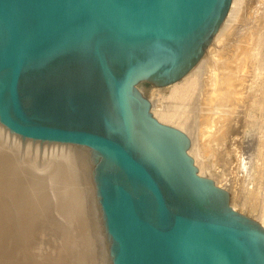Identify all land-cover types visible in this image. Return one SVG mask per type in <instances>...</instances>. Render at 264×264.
I'll use <instances>...</instances> for the list:
<instances>
[{
    "label": "water",
    "instance_id": "1",
    "mask_svg": "<svg viewBox=\"0 0 264 264\" xmlns=\"http://www.w3.org/2000/svg\"><path fill=\"white\" fill-rule=\"evenodd\" d=\"M232 0H0V124L93 153L112 264H264V227L202 175L165 89L204 55Z\"/></svg>",
    "mask_w": 264,
    "mask_h": 264
},
{
    "label": "bare ground",
    "instance_id": "2",
    "mask_svg": "<svg viewBox=\"0 0 264 264\" xmlns=\"http://www.w3.org/2000/svg\"><path fill=\"white\" fill-rule=\"evenodd\" d=\"M232 1L233 2H232V5L230 7V11H229V14H228L226 20L222 23L219 31L215 35V37L212 40V42L210 43V45L207 47V49H206L204 55L202 56V58L200 59V61L184 77V79H182L180 82L175 83L173 85V87L171 88V96L173 98L180 99V101L181 100L184 101L185 99H187V97L192 93L191 91H193L194 89H197L198 87H199L198 90L201 89V92H202L201 96L203 97V94L205 95L204 98H202V97H201L202 99L199 98V99H201V101L203 103L202 104L200 103V105L198 106V110H197L198 122H197V124L195 123V125H194L195 127L185 120L174 119L173 117H175L174 116L175 114L173 112H170L169 110H166V109L165 110L164 109L155 110L154 114L162 122H163V120H171V121L174 120L173 122H175V124H176L174 126L180 128V129L184 130V132H186V134L188 135V137L190 138V141H191L189 152L192 156L194 154H197L195 156L201 155V157L204 159L206 157V155L209 156L211 153L213 155L218 154V153H220V154L223 153L226 155V157H228V155H231V157H234V159H237L238 163L240 161L239 166L241 167V171H244V168H246V164H245V162L240 160L241 157L238 155L237 147L234 146L236 150H234V147L228 148L227 153L226 152L224 153L225 148L222 149V147H225L223 145L225 143V139L228 136V132H232V131L228 130V127L232 126V125L231 126L228 125V122L230 121V118L232 119V117L225 118V117H222L221 115L225 114V113H229L228 116H231L230 114H232L233 117H235L236 115L240 114V115H238L240 117L243 115V113H245L244 110H245L248 103L252 104L254 102V100L257 101L255 99L257 96H254V93L252 92V86H253L252 83H255L254 76L257 73V71H253L251 69L249 61H250L251 57H253L255 54H256V57H257V55H259L257 50L259 51L260 45L262 43V40H261L262 39V36H261L262 31L260 32V28H261V22L264 18V16H263V14H264V3L257 6L256 4L258 3L259 0H256L257 3L255 5H253L255 9L250 14L248 13L249 16L245 17L247 19V22H245L246 19H243L244 21H242V23H240L238 26H235L234 28L232 26H229V28H227V26L229 24H231V21L234 20L235 18H237L238 14L240 13V10L238 8L239 0H232ZM262 16H263V18H262ZM238 51H240V52L237 53ZM252 71H253V73H252ZM199 85H201V86H199ZM139 89L142 92L147 93V94L149 92H150V94H158L159 92H161L160 89L151 87L148 84H141L139 86ZM198 94H200V93H198ZM198 97H200V96L198 95ZM242 97L244 98V100L247 98L246 99L247 104L244 103L245 101L242 102L243 104L240 103ZM247 100H248V102H247ZM221 109L223 110V112H221ZM219 112L222 114L217 115V113H219ZM195 128H196V134H194V132L192 131ZM1 136H2V134H1ZM1 136H0V140H1ZM5 139H7V138H5ZM3 141H4V139H3ZM13 141H14V139H13ZM15 141H18V140L15 139ZM34 141H38V140H34ZM5 143H7V142H5ZM5 143H4V145L0 144L2 146V147L1 146L0 147L2 149H4L3 146H6ZM14 144L17 145V142H15ZM14 144H11V146H13ZM11 146L9 145V147H11ZM27 146H30V149L33 148V149L38 150V151L40 150L38 142L35 143L34 146L31 145L30 142H28ZM228 146H226V147H228ZM41 147H43L42 150L44 152H47L46 155L47 154L51 155V157L53 159H55V161L52 159L54 162L47 164L49 162L50 157L49 156H48L49 158L47 157V159H48L47 163L45 162L46 156L42 157L45 159L44 162L48 166H46L43 169H40L42 171L33 170L34 172H36L34 175L37 174L35 177L33 176L34 177V178H32L33 182L31 180L27 179L28 182L29 181L32 182V183L30 182V186L32 184L34 188H40L41 189L43 186H44V188L45 187L47 188L46 189L47 193H44L45 195L43 197H39V196L35 197L36 199L34 197H32V199H31L32 193L29 191V188H27V183H26V181H24L25 179H23V177L21 175H20L21 176V178H20V177H17V175L14 176L15 175L14 173H13L14 175L10 174L12 172L17 173V172L22 170V168L20 169V167L18 165L20 170H18V168H17V172L13 171L15 164H16L15 163L16 154L13 155V157L15 156L14 157L15 160L11 156L13 153L11 155L9 154L10 152L13 151V148H11L12 150H9V148H8V150H9L8 154L9 155L7 154L6 158H5V153L0 151L2 154H4L3 157L6 159V163L4 162V165L1 166L2 168H0V173L3 174V175H1V177H3L4 175H7L6 176L7 179H5V181H4L5 184H3V185H5L7 190L10 189L11 185L15 186V187H12V192H13V188H16L13 195L11 194L10 195L11 197L9 196L10 206H12V205L19 206L20 207L19 210L21 211L20 213L25 212V211L26 212L30 211L32 213V211H35V210L37 211V209L40 208L41 203H44L46 205V203L49 204V202L51 201L52 203L50 202L51 203L50 205H51L53 214L55 213L56 216L59 218L58 221L61 220L63 222V223L59 222L60 225L57 223L59 226L56 225V228L57 227L61 228L60 226H63L62 229L64 230L63 234H62V235H64V238H63L64 240L63 239L61 241L59 240L60 243L62 241H63V243L61 245H60V243H56V245L57 244L60 245L61 251L60 250L59 251L63 252L65 247L70 246V248L72 247L74 250V252H72L74 254L73 259L70 261V263L71 264H88L89 262L87 263L86 260L88 259L89 252L96 249L98 252V255L100 257V258L98 257L99 264H105L103 258H106V254H105L106 251H105L104 244L102 243V236H101L100 232L98 233V227H97V224L95 221V214H94L96 212L94 209V206H95L94 205L95 187H94L93 181L87 175V172L85 173L86 170L84 169L85 163L87 162V156L85 154H83V152H81L82 149L77 148V145H73V144L51 142L50 144L44 143L43 145H41ZM84 148H86V147H84ZM4 151H7L6 148ZM35 152H37V151H35ZM30 153H31V151H30ZM36 154L37 153H35V156H38V154L37 155ZM27 156H30V154H28ZM2 158H0V159H2ZM16 158H18V156ZM27 158L28 157H26V159ZM29 158H28V160H30ZM26 159H25L26 162H22V160H24V159H22L21 162L19 161L20 165L22 163L26 167H32L33 164L37 165L36 160L33 157H32V160H33V162H35L33 164L31 163V161H28ZM44 159H42L41 164H45V163H43ZM18 160H19V158H18ZM194 160L197 162V160L195 158H194ZM226 160H227V158H226ZM82 161H83V164H82ZM2 162H3V160H2ZM204 163H205V166H203L204 171H202V168H201V169H199L200 173L202 175H205L207 177L212 178L218 185L224 187L226 190L229 189L230 191H232L230 186L227 185V183L225 181H223L221 176H214L213 173L210 172L209 162L206 160ZM38 165H39V163H38ZM38 165H37V167H38ZM24 166H23V168H24ZM39 167H41V165ZM34 168H36V167H34ZM26 170H28V169H26ZM26 170L24 171V169H23V171L21 172L22 175H23V172L27 173ZM48 172L50 174V177L48 179H50V180H47L45 178L46 177L45 175H44L45 177L42 176V174L47 175ZM8 174H10V176H8ZM29 175H31V174H29ZM26 178H28V175L26 176ZM3 180H4V178H3ZM51 182L53 183V186L50 185ZM0 184H1V181H0ZM1 187H3V186H1ZM17 189H20L19 192H21V193H19V192L17 193ZM1 192L3 193V189H2V191H0V193ZM231 193L233 194V197H234L232 206L235 209H237L239 207L238 203H237L239 201L238 197L236 196V192H235V194H234V191H232ZM1 195H3V194H1ZM5 195L8 196L7 193ZM36 195L37 194H35V196ZM9 198L7 197V199H9ZM21 198H24V199H21ZM3 201H4V206L2 207V205H1V207H0V244H2V242H3L2 239L5 238V237L3 238L4 232H5V231L3 232V230H4V223L6 222V212H7L6 209L8 208V207L7 208L5 207L8 205V202L5 204V200H3ZM0 202H1V200H0ZM231 203H232V201H231ZM14 206H12L13 211H14ZM16 208H18V207H16ZM263 209H264V202H263ZM10 210H11V208H10ZM15 211L18 213L17 210H15ZM14 213H13V215L17 216ZM20 213H19V215H20ZM24 214L22 213V215H24ZM35 215H37V214H35ZM262 215H263V218H262V220L259 221V223L264 227V211H263ZM8 216H10V215H8ZM37 216H39V215H37ZM11 218L13 219V216ZM17 220H19V219H17ZM51 220H52V218H51ZM31 221H33V220H31ZM21 223H23V222H21ZM28 223H30V222H28ZM18 224H20V223H18ZM39 225L40 224H38L37 226H39ZM49 226L52 227L53 225H49ZM17 227L15 226L16 230H18ZM19 227H20V230H22L20 225H19ZM10 228H11V225H10ZM28 228H29V226H28ZM56 228L53 226L52 230L53 229L57 230ZM92 228L94 230H96L95 236H96L97 242L95 240L94 243H91V242L89 243L88 242L89 239L87 238V231L88 230L91 231ZM50 229L51 228H49V230ZM41 230H43V231H41L42 233H45L44 231H46L48 229L41 228ZM8 231H10V230H8ZM32 231H34V230H32ZM35 231H37V230H35ZM53 231H51V232L53 233ZM11 232H12V230H11ZM58 232H59V230H58ZM46 233H47V231H46ZM39 234H40V232H39ZM16 235H17V232H16ZM48 235H50V233ZM5 236H7V234ZM17 236H19V235H17ZM20 236H23V235H20ZM36 236H38V235H36ZM53 236H54V234H53ZM59 236H60V233H59ZM28 237L29 236H27V238ZM47 237H49V236H47ZM59 238L61 239L62 237H59ZM12 239H11V241H12ZM21 239H22V237H21ZM49 239H51V238H49ZM33 240L34 239H32V241ZM47 240H45V241H47ZM89 241H91V240H89ZM33 242H35V241H33ZM56 242H58V240ZM99 242L101 243V245H99ZM33 244H35V243H32L31 245H33ZM38 244H40V243H38ZM10 245H12V244H10ZM29 245H30V243H29ZM44 245H45V243H44ZM59 245H57L58 248H59ZM3 246H5V244ZM36 246L38 247L39 245H35V247ZM42 246H43V244H42ZM42 246H41V248H42ZM45 247H47V246L45 245ZM15 248H16V246H15ZM15 248L13 250H15ZM67 249H69V248L67 247L66 250ZM6 250H9V249L6 248ZM13 250H12V252H13ZM70 250L72 251V249H70ZM1 251H3V250H1V245H0V253H1ZM52 251H50V252H52ZM36 252H38V250ZM40 252H41V250H40ZM43 252L47 253V250L43 251ZM54 252L55 251H53V254H54ZM29 253H30V251H29ZM1 254L4 255L6 253L3 252ZM15 254H16V252H15ZM66 254H65V256H66ZM69 255L70 254H68V257H69ZM15 256H14V258H15ZM53 256H52V258H55ZM57 256H58V254H57ZM33 257H35L34 253H33ZM41 257H40V260H41ZM64 258L65 257H63V259ZM7 259H8V256H7ZM15 259H17V258H15ZM23 259L25 260V258H23ZM11 260H13V259H11ZM40 260H39V262H40ZM50 261H49V263H50ZM44 264H46V263H44ZM62 264H66V262L64 263V261H63Z\"/></svg>",
    "mask_w": 264,
    "mask_h": 264
},
{
    "label": "rangeland",
    "instance_id": "3",
    "mask_svg": "<svg viewBox=\"0 0 264 264\" xmlns=\"http://www.w3.org/2000/svg\"><path fill=\"white\" fill-rule=\"evenodd\" d=\"M256 3H257L256 0H239L238 8L240 10V13H239L240 15L238 14V17L235 18L234 20H232L231 24H229L227 26V28H229V26H232L234 28L235 26H238L240 23H242V21H244L243 19H246L245 17L249 16L248 13L250 14L255 9L253 5H255ZM263 3H264L263 0H259L256 5L258 6V5H261ZM263 16H264V14H263ZM263 16H262V18H263ZM245 22H247V19L245 20ZM260 32L262 33V35H261L262 36V39H261L262 43L260 45L259 51L257 50L259 55H257V57H256V54H255L253 57H251V59L249 61L251 69L253 71H257L256 74L254 73L255 74V76H254L255 83H252V85H253L252 86V92L254 93V96H257L255 98L257 101L254 100V102L252 104H250V103L247 104L246 103V99L247 98L244 100V98L242 97L240 103L245 101L244 103H246L247 106L249 105L248 107L246 106V108L244 110L245 113H243V115H242L243 117L242 116L239 117L238 115H240V114H238L235 117H233L232 114H230L231 116H228L229 113H225V114H222L220 112L217 113V115L218 114H222L221 115L222 117H225V118L232 117V119H233L232 120L230 118V121L228 122L229 126L232 125L231 127H228V130L232 131V132H228V136L225 139V143L223 145L225 147H222V149L225 148L224 153L225 152L227 153L228 148H233L234 146H236L237 149H238V155L241 157V158L240 157L239 158H240L241 161L245 162L246 168H244V171H241V167L239 166L240 161L238 163L237 159H234V157H231V155H228V157H226V155L223 154V153H221V154L218 153V154H215V155H213L211 153L209 156L206 155V157L204 159L201 157V155H199V156H195L197 154L193 155L194 158L197 160V162L196 161L195 162H196V165L198 166L199 169L202 168V171H204V167H203V166H205L204 162L207 160L209 162V164H210V172H212L214 176H221L223 181H225L227 183V185L230 186L231 190L234 191V194L236 192V196L238 197V200H239L237 202L238 206H239L237 209L242 211L243 213L253 217L254 219H256L258 221L262 220V218H263L262 213L264 211V209H263V202H264V18H263V20L261 22ZM239 52L240 51H238L237 53H239ZM253 71H252V73H253ZM173 85H171V86H169V87H167L165 89L158 88V89L161 90V92H159L158 94H150V92L148 94L145 93L148 96V98L151 100L152 104H153V112H155V110H158V109L169 110L170 112H173L175 114L174 115L175 117H173L174 119L185 120V121H187L188 123H190V124H192L194 126L195 123L197 124V122H198V120H197L198 106L200 105V103L201 104L203 103L201 101V99L204 98L205 95L203 94V97L201 96L202 92H201V89L198 90L199 89V87H198L197 89H194L193 91H191L192 93L187 97V99H185L184 101L183 100L180 101V99L173 98L171 96V88L173 87ZM199 86H201V85H199ZM154 88H157V87H154ZM198 93H200V94H198ZM198 95L200 97H198ZM199 98H201V99H199ZM247 102H248V100H247ZM221 112H223L222 109H221ZM173 121H171V120H163V122L176 125L175 122H173ZM192 131L194 132V134H196V128L193 129ZM1 134H2V136H1ZM0 136H1V140H0V144L1 145H4V143L7 142V143H5L6 146H3L4 149H2L1 148L2 146L0 145L1 146L0 147V151L5 153V158H6L7 154L9 153L8 151L12 150L11 148H13V151L10 152L9 154L11 155L13 153L11 155L12 157H13L14 154H16V157L18 156V158H19V160H18V158H16L14 156L15 159H16V161H15L16 164H15V167H14L13 171L17 172V168H18V170H20L22 168V170L19 171L21 173L23 171V169H24V171L26 169H28V170H26L27 173L23 172V175H22V173L20 174L19 172H17V173L12 172L10 174L11 175L15 174L14 176L17 175V177H20V178L22 176L23 179H25L24 181H26V183H27V188H29V191L32 193L31 199H32V197L35 198L37 196L43 197L45 195L44 193H47L46 192L47 188L46 187L44 188V186L41 189L40 188H34L33 185L31 184V186L34 188L33 189L30 186V182L31 181L33 182L32 178H34L37 175V174L34 175L36 172H34L33 170H37L38 171L40 169H43L46 166H48L47 164L53 163L55 161V159H53L51 157V155H49V154L46 155L47 152H44L42 150L43 147H41V145H43L44 143L50 144L51 142H40V141H34L32 139H24L21 136L10 132L7 128H5L1 124H0ZM5 138H7V139H5ZM12 138L14 139V141H15V139L18 140V141H15V142H17V145L14 144L15 142L13 141ZM3 139H4V141H3ZM28 142H30L31 145H33V146L35 145V143L38 142L40 150L38 151V150H35L33 148L30 149V146H27ZM11 144H14V145L11 146ZM9 145L11 147H9ZM226 146H228V147H226ZM5 148H6L7 151H4ZM8 148H9V150H8ZM77 148L82 149L81 152H83V154H85L87 156V162L85 163V168H84L86 170L85 173L87 172V175L91 178V180L94 183V179H93V166H94L93 153H92V151L90 149L84 148L82 146H79V147L77 146ZM234 150H236L235 147H234ZM30 151H31V153H30ZM35 151H37V152H35ZM1 152H0V156H1L0 158H2L3 155H4ZM35 153H37V154L39 153L38 156H35ZM28 154H30V156H27ZM45 156H46V161H45L44 158H42V157H45ZM14 157H13V159H14ZM26 157H28V158L30 157L29 158L30 160H28V158L26 159ZM32 157L36 160L37 165L39 163L38 167H37L36 164H33L35 162H33ZM47 157L49 158V162L48 163H47V160H48ZM5 158L3 157L2 159H0V168H2L1 166L4 165V162L6 163V159ZM21 158L24 159V160H22ZM226 158H227V160H226ZM25 159L28 160V161H31L33 166L32 167H26V166H24L23 163L20 165L21 160H22V162H26ZM42 159H44L43 163H45V162L47 163V164L45 163L46 165L45 164H41L42 163ZM2 160H3V162H2ZM82 164H83V161H82ZM18 165H19L20 169H19ZM40 165H41V167H39ZM23 166H24V168H23ZM34 167H36V168H34ZM40 171H42V170H40ZM10 174H8V176H10ZM29 174H31V175H29ZM1 175H3V174L0 173V178H1L0 181H1V184H2V185L0 184V191H2V189H3V193L1 192L0 195L1 194H3V195L0 196L1 197L0 198V200H1L0 207H1V205H2V207L4 206V201L3 200H5V204L8 202V205L5 206V207L6 208L8 207L9 209L8 208L6 209V211H7L6 212V222L4 223V230H3V232L5 231L4 235H3V238L5 237L6 239L5 238L2 239L3 242H2V244H0L1 245V250H3V251H1V253L4 252L6 254L3 255V254L0 253V264H44V263H46V264H62L63 261H64V263L66 262V264H71L70 261L73 259V255H74L72 253V252H74L73 248L72 247L70 248V246H67L69 249L66 250L67 247H65L64 251L60 252L61 251L60 245L63 243V241L61 243H60V241L64 238V235H62L64 230L62 229L63 226H60L61 228H59V227L56 228V225L59 226L60 225L59 222H62V221L61 220L58 221L59 218L56 216L55 213L53 214L52 208H51V205H50L52 202L50 201L51 202L50 203L48 201L49 204L46 203V205L44 203H41L40 204V208L37 209V211L36 210L32 211V213L30 211L22 212L23 214L25 213L24 215H22V213H20L21 211L19 210V208H20L19 206L12 205V206H14V211H13V207L10 206V204H9V200H10L9 196L11 194L13 195L14 191L16 190V188H13V192H12V187H15V186L11 185L10 189L7 190L5 185H3V184H5L4 181H5V179H7V177H6L7 175H4L3 177H1ZM27 175H28V178H26ZM42 176H44L47 180H50V179H48L50 177L49 172L47 173V175L46 174H42ZM3 178H4V180H3ZM27 179L31 180V181L28 182ZM50 185L53 186V183L51 182ZM1 186H3V187H1ZM94 187H95V183H94ZM19 191H20V189H17V193ZM232 191L229 190V192L231 194V197H232L231 201H232V204H233L234 197H233V194L231 193ZM6 193L8 194V196L5 195ZM19 193H21V192H19ZM34 193L37 194V195L35 196ZM7 197L9 199H7ZM21 199H24V198H21ZM94 205H95L94 209L96 211L94 214H95V221H96V224H97V227H98V233L100 232V234L102 236V243L104 244L105 251H106L105 252L106 258H103V260H104L105 264H112L111 263L110 252H109L110 239H109V237H108V235L106 233L105 227H104L102 211H101L100 204H99V201H98L96 188L94 190ZM16 207H18V208H16ZM10 208H11V210H10ZM15 210H17L18 213ZM12 212L13 213L15 212L14 214H16L17 216H14ZM19 213H20V215H19ZM35 214H37L39 216H37ZM8 215H10V216H8ZM12 216H13V219L11 218ZM51 218H52V220H51ZM17 219H19V220H17ZM31 220H33V221H31ZM21 222H23V223H21ZM28 222H30V223H28ZM18 223H20V224H18ZM9 224L11 225V228H10ZM38 224H40V225L37 226ZM19 225L21 226L22 230H20ZM49 225H53L57 230L53 229L54 230L53 231L52 230L53 226L51 227ZM15 226L16 227L18 226L17 227L18 230H16ZM28 226H29V228H28ZM41 228L48 229V230H49V228H51L50 230L53 231V233L50 230L49 231L46 230L48 234L50 233V235H48L46 233V231H44L45 233H42L41 231H43V230H41ZM8 230H10V231H8ZM11 230H12L13 233L11 232ZM32 230H34V231L37 230V231L34 232ZM58 230H59V232H58ZM16 232H17V235H19V236L16 235ZM39 232H40V234H39ZM59 233H60V236H59ZM95 233H96V230H94L93 228H92L91 231L90 230L87 231V238L89 240H91V241L88 240L89 243L90 242L94 243L95 240L97 242ZM6 234H7V236H5ZM53 234H54V236H53ZM20 235H23V236H20ZM36 235H38V236H36ZM46 235L49 236V237H47ZM27 236H29L31 239L29 237L27 238ZM58 236L62 237V238L60 239ZM21 237H22V239H21ZM49 238H51V239H49ZM11 239H12V241H11ZM32 239H34L33 241H35V242H33ZM45 240H47V241H45ZM57 240H58V242H56ZM21 242L22 243L24 242L23 243L24 245ZM29 243H30V245H29ZM32 243H35V244L31 245ZM38 243H40L41 245L38 244ZM44 243H45V245L47 247H45ZM56 243H60V245L57 244V245H59V248L56 245ZM4 244H5V246H3ZM10 244H12V245H10ZM42 244H43V246H42ZM35 245H39V246L35 247ZM99 245H101L100 242H99ZM15 246H16V248H15ZM41 246H42V248H41ZM6 248L9 249V250H6ZM14 248H15V250H13ZM70 249H72V251ZM12 250H13V252H12ZM37 250H38V252H36ZM40 250H41V252H40ZM46 250H47V253L43 252V251H46ZM49 250L50 251H52V250L55 251L54 254H53V251L50 252ZM29 251H30V253H29ZM15 252H16V254H15ZM33 253H34L35 257H33ZM56 253L58 254V256H57ZM65 254H66V256H65ZM68 254H70L69 255V257L71 256L70 258L68 257ZM7 256H8V259H7ZM14 256L17 259H15ZM39 256L40 257L42 256L41 260H40ZM52 256L55 257V258H52ZM63 257H65V258L63 259ZM98 257H99L98 252L95 249V250L89 252V256H88V259L86 261H87V263L89 262L88 264H91V263L92 264H99ZM23 258H25V260ZM11 259H13V260H11ZM39 260H40V262H39ZM49 261H50V263H49Z\"/></svg>",
    "mask_w": 264,
    "mask_h": 264
}]
</instances>
